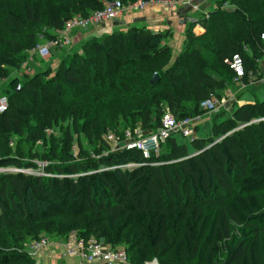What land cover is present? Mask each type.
Here are the masks:
<instances>
[{
	"label": "trees",
	"instance_id": "trees-1",
	"mask_svg": "<svg viewBox=\"0 0 264 264\" xmlns=\"http://www.w3.org/2000/svg\"><path fill=\"white\" fill-rule=\"evenodd\" d=\"M113 1L29 0L4 8L12 34L0 38L11 48L0 54V80L20 73L29 57L35 58L30 51L54 40L70 19ZM198 24L205 32L197 35L196 24L189 27L175 60L169 44L172 31L132 27L88 41L81 52L61 59L58 70L41 73L60 101L45 100L37 107L41 93L32 103L1 95L9 100L8 109L0 113L2 145L24 136L32 119L39 133L30 132L27 141L46 144V131L64 120L61 132L70 151L73 145L79 148L82 160L59 166V176L39 178L25 171L35 165L23 163L22 156L9 152L0 158V169L10 170L0 173V264H37L40 260L26 248L48 227L55 230L54 240L76 232L79 238L103 239L113 248H124L130 264H264V147L259 145L264 144V128L249 125L264 116V100L238 106L232 117L213 121L212 136L192 139V150L170 137L159 150L164 147L163 155L154 153L151 159L137 149L110 150L105 143L109 153L92 159L81 140L94 147L93 138L102 129V134L117 129L114 135L122 140L127 130L122 125L156 133L167 108L181 115L173 114L179 122L202 116L207 113L202 103L210 95L235 85V74L226 63L235 55L243 58L244 82L250 85L249 72L258 73L264 59V0L219 1ZM166 57L172 66L163 77L157 68L144 70ZM217 65L228 72L222 80L211 74ZM155 74L159 81L153 84ZM19 78L15 76L7 89L16 95ZM22 88L33 98L37 95L28 83ZM66 90L74 95L65 98ZM79 97L88 103L77 101ZM238 125L246 126L234 131ZM64 212L82 218L47 227L46 221Z\"/></svg>",
	"mask_w": 264,
	"mask_h": 264
},
{
	"label": "rangeland",
	"instance_id": "rangeland-1",
	"mask_svg": "<svg viewBox=\"0 0 264 264\" xmlns=\"http://www.w3.org/2000/svg\"><path fill=\"white\" fill-rule=\"evenodd\" d=\"M28 1L29 0H8V1L0 2V38L2 36L3 39H5V37L8 39L9 37L11 38V34H12L10 32L9 25L5 19L6 12L4 13L3 9L9 8L10 6L15 5V4L23 6ZM140 1L146 2L149 0H136L135 2H140ZM219 1L222 2L223 0H213V2L215 3V7L212 6L211 11L215 10L216 4L218 5ZM158 16L168 19L170 17V14L163 12V11H160V12H158ZM73 18H75V17H73ZM181 19H182L181 21L190 20V21H187L190 23L189 27H191L193 24H196L193 27V31H194V29L197 25H199L201 27V25L198 23L201 19H203V16L194 20V18L186 19V15H185V16H182ZM115 24H118V21H116L115 23L113 21H110L106 24V26L104 25L101 27L112 28ZM120 27H122V25L117 26L114 29V31H112V32L121 30V29H118ZM132 27H145V26L138 25V24H130V25H127L126 27L124 26V28H126L125 30L132 28ZM146 28H148V27H146ZM182 29H183V31H185L184 28H182ZM165 30H169V29H165ZM165 30H157V31L152 30V31L159 32V31H165ZM170 31H172V30H170ZM80 32H82V31H80ZM103 32L105 35L112 33V32H110V33L106 32L105 33V31H103ZM204 32H205V30L203 28L201 33L203 34ZM179 33L180 34L178 35V37L181 38V36H182L183 38L184 37L186 38V34L184 35L181 30ZM70 35L72 37V34H70ZM103 35H101V36H103ZM197 35H199V34H197ZM101 36H99V37H101ZM40 37H42V36L40 35ZM95 38L92 37V38L83 40L77 44L72 43V45L68 46L66 49L59 50V51L56 50L55 52L53 51L51 57L48 58V60H42L39 57H35V58L29 57V59L27 60V63L23 66V69L21 70L20 73L19 72H12L11 76L6 81L0 80V96L4 95L3 93L10 94V97H12V101L16 102V103H18V101H21L20 103H23V102L32 103L33 100L37 102L39 99H41L42 102L41 101L38 102L37 107H40L45 100L47 102H51L52 100L53 101H56V100L60 101L59 97L56 96V93H54L49 88H47V86L45 85L46 80L44 79V76L41 75V73L43 71L55 72L56 70H58L59 64L61 63L60 59H64V58L68 57L69 55H74L75 53L81 52L83 46L88 41H91ZM16 41L20 42L18 40H16ZM179 41H180L179 38H177L176 41H173V38H171L169 41L170 48L172 49V54H173L172 60H175L176 57L180 54V49L182 47V41H181V44ZM73 42H74V40H73ZM183 44H184V41H183ZM178 45H179V47H178ZM10 52H11V48L7 44V42L6 41H3V42L0 41V54H6V53H10ZM172 60L169 62V59H167V57H166L162 63L158 64L155 67L145 66L143 68H144V70L147 71V73H149L152 69L157 68V69H159V71L157 73L159 75H161V77H163V72H165V70L167 68L172 66ZM263 61H264V59L262 58L260 60V63H259L260 65H259L258 69L260 68V71L258 73H255L256 75L254 74L253 76L249 77L250 82L246 83V84H250V85H248V86L237 85V87H238L237 91L235 93L232 92L233 95H237V99H235V102L232 103L236 109L239 108L238 106H240V104H238V101H241L242 98L245 99L244 101H246L247 99L248 100H254V101L255 100H261V101L264 100V69L261 66ZM142 74L143 73L141 72V75ZM196 74H198V73H196ZM211 74L215 79H218V80H222L228 76L227 70L224 69L223 67H221L220 65H217L215 70L212 71ZM15 76L20 77L19 78V89H20L19 95H16V94L12 93L11 91L7 90V89H10L9 83L11 81L15 80ZM27 83H28V85L31 86L32 91L37 92V95L34 98L31 97L26 91L24 92V89L22 88ZM226 83H228V82H226ZM244 84H245V82H244ZM158 87H160V83L158 84ZM231 88L232 87L229 86L225 90H218V91H216V94L219 96H222L228 102V97L225 95V91L231 90ZM40 93H41V95L42 94L43 95L41 96ZM73 95H74V92L70 93L68 90H66L64 96H67L65 98H71V96H73ZM37 97L38 98L40 97V98L38 99ZM232 98H235V97L232 96ZM87 100L88 99H85L84 97H79L77 101H82L83 103H88ZM227 102H225V105H223V107L221 109H219L218 111H216L214 113H211V114L210 113H204L202 116L197 115L198 118H196V120H195V126L198 127V131L196 132L197 138H206V137L212 136L211 126H212L213 121L216 120L218 122H221L222 120H225L228 117H232V111H231L232 109L229 110L230 105H227L228 104ZM63 104H65V102ZM62 109H63V107H62ZM35 111H36V109H34V112H31L30 116L34 115ZM167 111H168V113H170L172 115L175 114L171 110H169V108H167L165 116L167 114ZM175 115L178 117L181 116L180 114H175ZM164 118L165 117H163V119ZM23 122H25V124H26L27 118H25L23 120ZM252 124H259V125L262 124V126L264 128V116L257 118V119H254L249 125H252ZM66 125L67 124L65 123V121L62 120L58 124H56L53 128L48 129L46 131V136H47V139H46L47 143L46 144H44L43 142H40V141H34V143H30L27 141L29 133L31 132L34 135L39 133V127L36 126V122L32 119V121H30L29 124L26 125V127H25L26 133L24 134V136L14 137V139L12 138L10 144L7 147L0 143V158L5 156L9 152H11L12 155L19 156V157L22 156L24 159V161L22 160L23 163L24 162L28 163L27 161H31L30 163L35 165L34 168H26L28 170H25V171H28V173H31V174L39 177V178L40 177L41 178L42 177L48 178V177H52V176H59L57 173H55V171L58 169L59 166L65 165V163H67V162L68 163H77V162L80 163L82 160V155L80 153L79 148L75 149V146L73 145V147L71 148V151H70L69 142L67 140V137L65 135H63V133L61 132V130L66 127ZM99 126H100V124H99ZM106 126L111 127V124L106 125ZM122 126H123V131L126 129L127 130L130 129L129 125H127V126L122 125ZM245 126L246 125H238L234 129V131L240 130V129L244 128ZM100 128H104V124ZM137 129L141 130L144 133H146V131H147V130L142 129L141 127H137L135 130H137ZM102 130L100 133L98 132L99 134L97 136H95V134H97V132H95V134H94L95 137L93 138L94 147L97 146L98 140L102 139V141L99 143L100 147L98 149H95L92 146V143H90L87 139H85L83 137L81 139L83 144H84L85 149L88 150L87 151L88 154H90V155L92 154L91 156L94 157V158L91 157L92 159L98 160V159L102 158L104 155H107L111 149L113 150V147L111 148L110 145L107 143V140H108L107 136L109 134H114V132L116 133L117 129H114V130L109 129L110 131L107 132L106 134H102ZM135 130L130 129V131H132V132H134ZM62 136H64V137L62 138V144H61L60 137H62ZM122 138H123V135L121 136V139ZM176 138L180 144H186L188 146V148L190 150H192V138H185L181 135L176 136ZM95 139H96V142H95ZM121 141H119V143ZM102 143H105L109 146L110 150L108 152H107V149L104 148V145ZM259 145H261L260 148L264 147V144H259ZM52 147H53V149H52ZM63 147H65V148H63ZM91 148L95 149V151L97 150L100 152L95 153V152H93L94 150ZM106 148H107V146H106ZM260 148L258 147L256 149H260ZM163 150H164V147L162 146L161 151L158 153H155V154H157V156L159 157L161 154L163 155V153H164ZM252 151H255V149L252 148ZM71 152L74 154L73 157L68 156L71 154ZM44 155H48L49 157H51V159H49V160L43 159L42 157ZM37 156H39V157L36 158ZM77 156H79V157L77 158ZM79 159H81V160H79ZM80 218H82V217H74L71 214L64 212V214L62 216H58L54 219L48 220L45 222V224L48 227V225L51 222H61V221H66V220H78ZM47 229L48 230L45 231V233H43L41 238L42 237H49V236L51 238V235H54L53 231H55V230L53 228L50 229V227H48ZM51 241L56 243L59 240H54L51 238ZM64 242H66V241L64 240ZM65 247H67V245H65V244L64 245H53V244H51L50 246H47L45 248L46 249L45 251L39 252V255H37L38 257H35L36 259L38 258L39 260L43 259V261H38L37 264H83L80 256H76L74 258H70V257H64L63 258V256H62L64 253L63 249ZM48 250L52 251L54 254L48 255V257H47L45 255V253ZM148 264H159V263L157 260H154Z\"/></svg>",
	"mask_w": 264,
	"mask_h": 264
},
{
	"label": "built area",
	"instance_id": "built-area-1",
	"mask_svg": "<svg viewBox=\"0 0 264 264\" xmlns=\"http://www.w3.org/2000/svg\"><path fill=\"white\" fill-rule=\"evenodd\" d=\"M181 5L192 7L194 10H198L200 7L197 0H149L129 4H123L120 0H115L107 3L104 9L95 11L87 16H76L69 20L64 30L56 31L57 37L50 44L40 43L30 51V54L42 60H48L52 55L53 49L63 50L73 43V38L70 35L73 32H79L94 26H104L126 13H145L156 7H162L167 11L175 12ZM262 39L264 40V34ZM226 63L230 65L235 74L233 83L235 85L246 86L244 78L247 75V71L243 58L240 55H235L232 60H226ZM261 66L264 68V61ZM253 75L252 71L249 72V77ZM231 94L233 93L229 90L225 91L226 96H231ZM225 102L226 100L222 96L212 94L202 103V109L211 114L221 109L225 105ZM8 105V97L0 96V113L5 112L8 109ZM164 117L162 126L156 133H144L139 129L132 132L128 129L125 131L122 141L114 134H109L107 138L113 145V151L137 149L142 152L146 159H151L152 155L158 153L161 145L170 137L180 135L192 139L196 137L195 119L187 118L178 122L168 112ZM119 141L121 142L119 143ZM8 171L10 170L0 169V173ZM26 172L28 173V171ZM51 244L67 245L63 249V258L80 256L83 264H130L128 254L124 248H113L103 239L79 238L76 232H72L67 239H61L56 243L52 242L50 237H42L29 243L26 251L30 256L38 257L39 252L45 251V248Z\"/></svg>",
	"mask_w": 264,
	"mask_h": 264
},
{
	"label": "crops",
	"instance_id": "crops-1",
	"mask_svg": "<svg viewBox=\"0 0 264 264\" xmlns=\"http://www.w3.org/2000/svg\"><path fill=\"white\" fill-rule=\"evenodd\" d=\"M197 3L200 5L198 10H194L192 7H189V6L181 5L178 7V9L175 12H171V11L169 12L166 9H163L162 7H156L154 9H150V10L146 11L145 13H126L123 16H120L119 18H117L116 20H113L114 23L116 21H118V24H115L113 26L114 28L113 27L112 28H105V27H101V26L95 27L94 26V27H90V29L89 28L86 29L85 31L82 30V32H80V31L79 32H73L72 33V38L74 40L73 43L77 44L83 40H86V39H89L92 37L97 38V37L104 34L103 31H105V33L106 32L110 33L112 31H114V29L119 25H122V27H120L118 29L125 30L126 28H124V26L126 27L127 25H130V24H138V25H143L145 27H148L149 29L155 30V31L165 30V29L172 30V32L174 34L173 41H176L177 38L180 39V41H179L180 44L182 41V47L180 49V52H181L183 49V41H185V37L183 38L181 36V38H180V37H178V35L180 34L179 33L180 30L185 35L187 30L189 29V24H190L189 22H187L190 20L181 21L182 20L181 17L186 15V19L194 18V20H196L197 18H199L201 16L204 17V16L208 15V13L211 12L212 6L215 7V3L213 2V0H197ZM160 11H163V12L170 14V17L168 19H166L164 17H159L158 12H160ZM182 28H184L185 31H183ZM202 30H203V28H201L199 25H197L194 29V32L197 34H202L201 33ZM178 47H179V45H178ZM56 50L57 49H53L52 53H53V51L55 52ZM57 51H59V50H57ZM246 86H248V85H246ZM237 89H238L237 85H234V86H232L231 90H229V91L235 93L237 91ZM232 96H234L235 98H232ZM227 97H228V102L227 101L226 102L228 103L227 105H230L229 110L230 109L233 110L235 107L233 106L232 103L235 102V99H237V95L231 94V96H227ZM244 100L245 99L242 98L241 99L242 102L238 101V104H240V106H242L246 103L252 104L255 102L254 100H248V99L246 101H244ZM53 254L54 253L50 250L46 251V253H45V255L47 257H48V255H53ZM40 261H43V259H41Z\"/></svg>",
	"mask_w": 264,
	"mask_h": 264
},
{
	"label": "water",
	"instance_id": "water-1",
	"mask_svg": "<svg viewBox=\"0 0 264 264\" xmlns=\"http://www.w3.org/2000/svg\"><path fill=\"white\" fill-rule=\"evenodd\" d=\"M158 81H159V75L155 74V76L152 78L151 82L154 84V83H157Z\"/></svg>",
	"mask_w": 264,
	"mask_h": 264
},
{
	"label": "bare ground",
	"instance_id": "bare-ground-1",
	"mask_svg": "<svg viewBox=\"0 0 264 264\" xmlns=\"http://www.w3.org/2000/svg\"><path fill=\"white\" fill-rule=\"evenodd\" d=\"M47 44H50V42H47ZM204 110V109H203ZM176 119V118H175ZM177 120V119H176ZM179 122V121H178Z\"/></svg>",
	"mask_w": 264,
	"mask_h": 264
}]
</instances>
